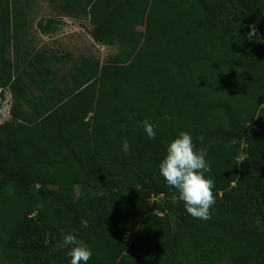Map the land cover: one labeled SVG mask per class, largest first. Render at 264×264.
Segmentation results:
<instances>
[{"label": "trees", "instance_id": "16d2710c", "mask_svg": "<svg viewBox=\"0 0 264 264\" xmlns=\"http://www.w3.org/2000/svg\"><path fill=\"white\" fill-rule=\"evenodd\" d=\"M13 1L0 34L12 98L0 120V264H69V234L91 249L88 264H264V0H48L117 46L60 77L48 57L18 51ZM180 130L207 153V220L158 172Z\"/></svg>", "mask_w": 264, "mask_h": 264}, {"label": "clouds", "instance_id": "9594fccd", "mask_svg": "<svg viewBox=\"0 0 264 264\" xmlns=\"http://www.w3.org/2000/svg\"><path fill=\"white\" fill-rule=\"evenodd\" d=\"M255 31L250 26L247 37L260 39L254 37ZM141 123L148 139H155V125L148 120ZM206 155L204 150L195 147L191 132L180 130L165 145V153L157 165L159 175L170 189L176 190L186 212L202 220L209 218V210L215 203L214 181L206 175L211 172ZM80 223L83 228L88 227L87 220L81 219ZM67 240L73 245L66 253L69 264H88L91 249L84 242H77L73 234H69Z\"/></svg>", "mask_w": 264, "mask_h": 264}, {"label": "crops", "instance_id": "0c3cea01", "mask_svg": "<svg viewBox=\"0 0 264 264\" xmlns=\"http://www.w3.org/2000/svg\"><path fill=\"white\" fill-rule=\"evenodd\" d=\"M13 6L19 18V26H17V32H15L14 42L19 45L21 50L18 49V51H22V53H24V46H27L31 48L33 53L37 52L50 59L49 55L57 53L54 48L59 47L63 43V40L59 37H65L66 39V36L74 31V29L76 30L75 33L80 31L78 30V26H73V21L77 23L76 21L80 20L81 17L58 12L54 5L49 3L48 0H14ZM42 7L43 9L46 7L47 10L53 9V12H50V10L49 12H44ZM6 10V0H0V34L5 24L1 14ZM25 13L28 14L29 23L26 28H23V15ZM49 19L55 20V22H48L46 24V31H40L37 22L40 20L45 24ZM77 24L81 23L78 22ZM82 25H84V23H82ZM53 26H56L55 30L51 29ZM62 53H65V51Z\"/></svg>", "mask_w": 264, "mask_h": 264}, {"label": "rangeland", "instance_id": "374dc122", "mask_svg": "<svg viewBox=\"0 0 264 264\" xmlns=\"http://www.w3.org/2000/svg\"><path fill=\"white\" fill-rule=\"evenodd\" d=\"M42 10L44 12H53V9H48L45 7ZM77 23L80 22L81 24L74 23V27L78 26V33L72 31L65 37H59L63 40V43L59 47H55V51L53 55H49L52 67L58 70L59 77L69 69V66L75 62H77V58L80 56L87 54L93 56L100 60L101 63L105 62L107 58L112 55L116 50V45H103L96 42L89 33V29L92 27V24L88 19H82L76 21ZM84 23V25H82ZM73 28V27H72ZM69 53L72 55L74 59H72L68 64L61 65L60 63H55L54 58L58 56L60 53L64 52ZM69 51V52H68ZM11 94L7 88L0 89V120L4 121L5 119L10 117V107H11ZM78 191V188H77Z\"/></svg>", "mask_w": 264, "mask_h": 264}]
</instances>
